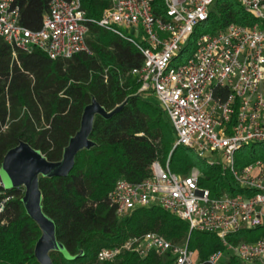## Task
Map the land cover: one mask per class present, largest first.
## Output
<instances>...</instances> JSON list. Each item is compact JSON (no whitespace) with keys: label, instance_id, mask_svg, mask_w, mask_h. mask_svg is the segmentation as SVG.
I'll return each mask as SVG.
<instances>
[{"label":"trees","instance_id":"trees-1","mask_svg":"<svg viewBox=\"0 0 264 264\" xmlns=\"http://www.w3.org/2000/svg\"><path fill=\"white\" fill-rule=\"evenodd\" d=\"M53 0H16L19 24L31 31L42 27ZM90 21H99L108 3L81 0ZM165 12L164 0H155L154 14ZM207 24L215 34L231 24L251 26L255 20L237 0H216ZM88 53L71 59H50L40 49L31 53L15 50L0 37V168L6 154L21 142L40 151L48 161L62 160L70 139L81 126L85 108L96 100L106 111H113L128 100L115 116L94 120L90 139L95 146L78 153L68 177L41 178L44 213L57 226V240L68 253L78 257L68 261L53 252V264H173L170 255L155 253L141 257L124 252L113 262L101 263L98 254L120 247L131 237L156 233L176 246L188 243L199 255V264L225 251L215 234L190 233L189 224L159 207L143 208L120 219L108 201L116 182L125 179L138 184L148 179L155 161L165 164L170 157L173 173L187 175L198 168L200 186L213 197L225 191L241 192L221 168L198 166L189 154L173 150L175 135L164 114L145 98L137 96L139 82L132 71L143 64L142 54L118 35L87 22ZM240 167L258 160L244 161ZM261 159L264 160V157ZM24 189L6 190L0 185V264H40L35 246L42 232L27 215L22 203ZM8 199V200H7ZM264 239V226L243 230L227 238L230 244ZM226 264H242L230 257Z\"/></svg>","mask_w":264,"mask_h":264},{"label":"built area","instance_id":"built-area-1","mask_svg":"<svg viewBox=\"0 0 264 264\" xmlns=\"http://www.w3.org/2000/svg\"><path fill=\"white\" fill-rule=\"evenodd\" d=\"M15 1L0 0V37L15 50L40 49L52 60L90 54L87 22L135 46L143 56L142 66L132 71L140 84L137 96L158 99L175 135L173 150H193L208 167L221 168L241 191L213 197L200 186L198 168L187 175L173 173L170 155L165 164L155 161L143 182H116L108 201L118 218L159 207L188 223L190 233L215 234L223 241L226 250L212 254L210 264H226L230 257L242 264H264V239L237 245L227 241L240 231L264 226V160L240 167L237 159L247 146L264 144V0H237L255 24H231L202 34L192 55L176 67L173 61L196 28L208 21L216 0H164L162 16L154 14L155 0H102L108 7L99 21L86 18L81 0H53L38 31L19 24ZM124 252L144 258L170 255L173 264L200 262L188 243L176 246L156 233L102 250L98 261L113 262Z\"/></svg>","mask_w":264,"mask_h":264},{"label":"water","instance_id":"water-1","mask_svg":"<svg viewBox=\"0 0 264 264\" xmlns=\"http://www.w3.org/2000/svg\"><path fill=\"white\" fill-rule=\"evenodd\" d=\"M127 103L128 100L108 112L96 100H93L85 108L80 129L70 139L62 160L59 162L48 161L40 151L24 142L6 154L0 168V185L6 190L24 189L23 206L27 215L42 232L35 246V257L40 264H53L50 257L53 252L62 254L68 261L78 258L71 256L64 245L57 240L56 223L43 211V196L39 188L40 179L68 177L75 166L78 153L90 150L95 146V143L90 139L95 118L101 116L104 119H110L119 113Z\"/></svg>","mask_w":264,"mask_h":264},{"label":"rangeland","instance_id":"rangeland-1","mask_svg":"<svg viewBox=\"0 0 264 264\" xmlns=\"http://www.w3.org/2000/svg\"><path fill=\"white\" fill-rule=\"evenodd\" d=\"M207 30L208 29L206 23H203L196 28L195 33L191 38V40L183 47L182 55H180L178 59H175L173 61L172 63L173 67H176L177 65H181L187 61V59L192 55V53L195 50L197 40L200 38L202 34L207 33L208 32ZM121 31L125 32V29H121ZM145 97H147L146 100L151 105H155V106L159 105V101L154 95H150V96L148 95ZM182 153L189 154L193 158L194 162L198 164V166H203V165L207 166L205 160L200 158L193 150L185 147H180L177 151V155ZM238 156H240L244 161H250L253 157L261 159L262 157H264V144L263 143L251 144L250 146H247L243 151H241L238 154Z\"/></svg>","mask_w":264,"mask_h":264}]
</instances>
